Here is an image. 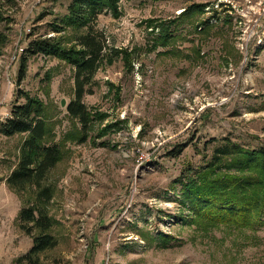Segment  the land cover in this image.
Returning a JSON list of instances; mask_svg holds the SVG:
<instances>
[{"label":"rangeland","instance_id":"rangeland-1","mask_svg":"<svg viewBox=\"0 0 264 264\" xmlns=\"http://www.w3.org/2000/svg\"><path fill=\"white\" fill-rule=\"evenodd\" d=\"M71 1L0 0V121L22 90L42 101L53 134L64 139L62 161L47 178L58 245L38 264H264V229L201 232L189 223L179 182L217 147L264 148V0H120V16L102 13L96 27L110 47L130 54L131 69L118 56L97 70L93 94L83 99L97 121L84 143L66 113L73 68L35 56L20 78L30 39L72 34L49 26ZM194 4L208 7L180 27L171 52L153 49L159 33L147 21L176 20ZM212 16L210 31L194 30ZM23 138L0 134V264H29L23 257L32 240L18 225L22 202L5 183Z\"/></svg>","mask_w":264,"mask_h":264},{"label":"trees","instance_id":"trees-1","mask_svg":"<svg viewBox=\"0 0 264 264\" xmlns=\"http://www.w3.org/2000/svg\"><path fill=\"white\" fill-rule=\"evenodd\" d=\"M119 1L72 0L67 14L49 25L54 34L62 35L67 30L72 34L69 37L34 36L21 56L20 78L25 73L26 61L35 56L56 58L73 68V99L66 106V113L78 125L79 143L86 141L97 121L83 99L93 94L99 67L122 56L131 69L130 54L110 47L105 32L96 27L99 16L106 11L114 17L120 16ZM205 5L194 4L170 22L148 20V28L152 31L156 28L159 33L153 38V49L164 47L168 55L171 44L181 37L180 27L185 21L205 14L204 9L208 7ZM214 18L197 21L199 24L194 30L210 31ZM4 19V8L0 4V23ZM111 128H105L103 135L106 136ZM0 134L24 136L17 164L5 183L22 202L18 225L32 240V247L23 258L29 264H38L41 253L58 245L52 234L56 222L47 210L54 196L47 178L62 161L64 139L57 140L53 134L42 101L22 90L17 91L9 116L0 121ZM179 182L184 196L182 203L192 213L189 223L201 232L207 233L221 226L251 232L264 229V148L249 150L236 144L217 147L211 159L195 175L186 176ZM28 190L31 196L25 200Z\"/></svg>","mask_w":264,"mask_h":264},{"label":"water","instance_id":"water-1","mask_svg":"<svg viewBox=\"0 0 264 264\" xmlns=\"http://www.w3.org/2000/svg\"><path fill=\"white\" fill-rule=\"evenodd\" d=\"M61 104H62V106L64 107V106H65V101L63 100Z\"/></svg>","mask_w":264,"mask_h":264},{"label":"crops","instance_id":"crops-1","mask_svg":"<svg viewBox=\"0 0 264 264\" xmlns=\"http://www.w3.org/2000/svg\"><path fill=\"white\" fill-rule=\"evenodd\" d=\"M12 170H13V169H12ZM12 170H11V171H12ZM11 171H10V172H11ZM9 174H10V173H9Z\"/></svg>","mask_w":264,"mask_h":264}]
</instances>
